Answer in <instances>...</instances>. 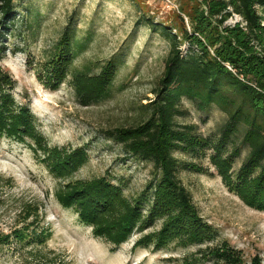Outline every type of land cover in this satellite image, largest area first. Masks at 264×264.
I'll list each match as a JSON object with an SVG mask.
<instances>
[{"label": "rangeland", "instance_id": "1", "mask_svg": "<svg viewBox=\"0 0 264 264\" xmlns=\"http://www.w3.org/2000/svg\"><path fill=\"white\" fill-rule=\"evenodd\" d=\"M17 8L24 17L1 39L0 74L10 80L9 114L21 117L24 126L16 135L15 120L0 126L5 127L0 130V264H213L211 252L223 248L245 264L255 257L264 264V208L220 177L211 150L199 159H180L196 169L178 172L213 233L211 240L196 244L168 233L160 242L165 225L157 217L147 224L146 197L144 215L126 225L128 198L143 197L152 168L126 154L106 132L148 118L142 106L154 98L169 46L137 20L144 13L173 21L175 1L22 0ZM240 21L233 16L228 24ZM66 28L74 32L72 61L64 77L55 79L50 60ZM111 59L118 62L111 85L83 105L75 75L95 76ZM183 106L188 116L177 123L195 125L217 142L224 115L213 107L199 111L189 101ZM240 149L229 169L233 176L247 157V149ZM96 182L119 192L109 206L91 211L81 201L84 193L73 194Z\"/></svg>", "mask_w": 264, "mask_h": 264}, {"label": "trees", "instance_id": "2", "mask_svg": "<svg viewBox=\"0 0 264 264\" xmlns=\"http://www.w3.org/2000/svg\"><path fill=\"white\" fill-rule=\"evenodd\" d=\"M17 1L22 0H0V45L5 34L16 29L15 22L24 17ZM174 1L177 9L171 11L175 14L173 21L158 20L144 13L137 20L138 25H145L169 46L163 74L151 92L154 98L142 106L148 118L135 127L106 134L126 154L152 168L143 197H127L132 207L127 210L126 225L144 215L142 201L146 197L147 224L157 217L165 225L158 235L160 242L171 233L197 244L211 240L213 233L199 216L178 176L181 168L187 171L196 168L180 159H199L211 150L209 159L219 169L220 177L264 208V0ZM27 15L28 10L25 23ZM233 16L241 21L230 25L228 21ZM73 36L74 32L66 28L51 57L50 71L55 79L64 77V69L72 61ZM4 50L5 46H0V59ZM117 66V60L111 59L95 76L83 72L75 75L74 88L83 105L94 103L111 85ZM0 79H4L0 82V126L8 125V119L15 120L16 135L24 124L17 120L21 117L9 114L11 103L5 90L9 89L10 80L1 74ZM184 101L193 103L199 111L213 107L224 115L225 123L217 142L199 134L195 125L177 123L178 118L188 116ZM228 146L232 147L229 153L225 150ZM241 147L247 149V157L233 176L229 169L239 157ZM78 152L84 155L79 148L76 152L79 158ZM118 192V187L96 182L88 191L73 195L84 193L82 199H76H81L91 211H98L109 206V200ZM212 252L213 264H245L229 249ZM249 264L262 261L255 257Z\"/></svg>", "mask_w": 264, "mask_h": 264}]
</instances>
